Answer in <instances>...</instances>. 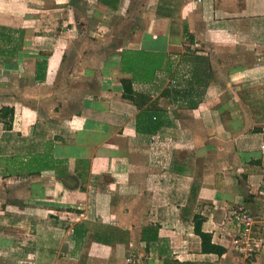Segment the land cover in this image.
Listing matches in <instances>:
<instances>
[{"label":"crops","instance_id":"0c3cea01","mask_svg":"<svg viewBox=\"0 0 264 264\" xmlns=\"http://www.w3.org/2000/svg\"><path fill=\"white\" fill-rule=\"evenodd\" d=\"M0 29V264H264V0H0Z\"/></svg>","mask_w":264,"mask_h":264},{"label":"trees","instance_id":"16d2710c","mask_svg":"<svg viewBox=\"0 0 264 264\" xmlns=\"http://www.w3.org/2000/svg\"><path fill=\"white\" fill-rule=\"evenodd\" d=\"M5 29H0V34L4 31ZM47 59H38L36 62V79H43L46 74V67H47ZM192 77L195 78V73L192 74ZM198 83V82H197ZM124 85V91H123V97L125 99H129L132 101H135V91L133 90L132 87V82L130 80H124L123 81ZM205 85H193V82H191L188 86L186 87H181V86H175L171 87L169 89V93L173 96V101L174 104H178L183 106L185 102H187L188 99H193L197 98L195 102H191L188 104V106L195 107L198 105V102L200 101V96L204 91ZM10 111L11 115H13V108L9 107H4L2 108V111ZM12 117V116H11ZM159 115L157 114H152L148 111H141L138 120H137V128L140 130L148 131V132H153L158 129L159 127ZM198 230L197 233L201 237L202 241V250L204 252H217V253H222L223 248L217 246L216 244L212 243V235L210 233L204 232L201 230L200 225L197 224Z\"/></svg>","mask_w":264,"mask_h":264},{"label":"built area","instance_id":"2783aa9c","mask_svg":"<svg viewBox=\"0 0 264 264\" xmlns=\"http://www.w3.org/2000/svg\"><path fill=\"white\" fill-rule=\"evenodd\" d=\"M198 3L202 0H196ZM231 219L237 229V233L233 238L235 248L244 256L251 257L255 253V243L253 239V228L256 218L251 215L242 205H236L231 211ZM129 262L134 260V256L130 255L127 259Z\"/></svg>","mask_w":264,"mask_h":264},{"label":"rangeland","instance_id":"374dc122","mask_svg":"<svg viewBox=\"0 0 264 264\" xmlns=\"http://www.w3.org/2000/svg\"><path fill=\"white\" fill-rule=\"evenodd\" d=\"M141 204H142L141 201H138V202L136 201V202H135V207H139Z\"/></svg>","mask_w":264,"mask_h":264}]
</instances>
